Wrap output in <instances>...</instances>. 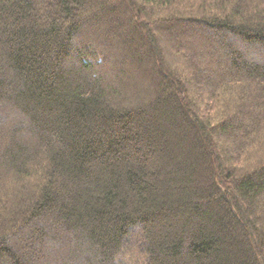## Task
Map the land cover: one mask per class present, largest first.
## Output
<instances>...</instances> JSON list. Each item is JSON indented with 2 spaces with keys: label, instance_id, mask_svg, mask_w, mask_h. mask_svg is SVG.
Listing matches in <instances>:
<instances>
[{
  "label": "trees",
  "instance_id": "16d2710c",
  "mask_svg": "<svg viewBox=\"0 0 264 264\" xmlns=\"http://www.w3.org/2000/svg\"><path fill=\"white\" fill-rule=\"evenodd\" d=\"M259 46L264 0H0V264H264Z\"/></svg>",
  "mask_w": 264,
  "mask_h": 264
},
{
  "label": "rangeland",
  "instance_id": "374dc122",
  "mask_svg": "<svg viewBox=\"0 0 264 264\" xmlns=\"http://www.w3.org/2000/svg\"><path fill=\"white\" fill-rule=\"evenodd\" d=\"M117 34L118 35H120V33L119 32H117ZM224 37V36H223ZM226 37V36H225ZM218 39V38H217ZM225 41V40H224ZM227 41H228V39H227ZM230 42V41H229ZM228 42V43H229ZM234 44L235 43H230V45L232 46L233 45V47H234ZM255 49H259V50H261V49H264V47H256ZM107 61H109V59H108V57H107V60H106V62ZM199 82V81H198ZM207 102V101H206ZM129 238H128V240H127V244H126V247H130V250H135L136 248V245L137 244H139V242H138V234L136 233V230H130V232H129ZM29 242V241H28ZM30 245H29V243H23V246H21L20 248H17L16 249V251L18 252V253H20V254H28V253H30V252H32V253H34V254H38V255H40V257H42V256H44V255H42V252H41V249L40 248H38V247H34V246H32L31 245V247H29ZM133 248V249H132ZM42 255V256H41ZM125 257H127L128 259L130 258V255H128V256H126V255H124ZM117 258H118V261L119 262H121V263H123V262H125L124 261V258H123V256L122 255H118L117 256Z\"/></svg>",
  "mask_w": 264,
  "mask_h": 264
}]
</instances>
